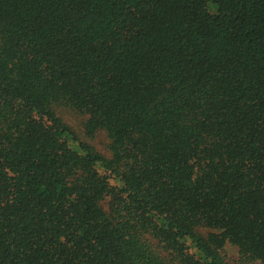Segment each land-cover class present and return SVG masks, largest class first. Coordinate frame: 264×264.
<instances>
[{
	"label": "trees",
	"instance_id": "obj_1",
	"mask_svg": "<svg viewBox=\"0 0 264 264\" xmlns=\"http://www.w3.org/2000/svg\"><path fill=\"white\" fill-rule=\"evenodd\" d=\"M227 242L264 264V0H0V264H231Z\"/></svg>",
	"mask_w": 264,
	"mask_h": 264
},
{
	"label": "rangeland",
	"instance_id": "obj_2",
	"mask_svg": "<svg viewBox=\"0 0 264 264\" xmlns=\"http://www.w3.org/2000/svg\"><path fill=\"white\" fill-rule=\"evenodd\" d=\"M57 112L61 116L63 121L70 127L71 131L74 133L78 140L92 146L95 150H97L104 156H111L108 147L110 141L107 133L103 130H99L94 135H90L87 132L85 127V123L88 119L87 114L79 113L76 110L66 106L58 107ZM104 204L107 205L106 203ZM213 231L214 230L211 229H204L201 230V233L207 236L208 233ZM219 251L231 264H263L261 260H255L253 262L245 260L242 257L239 248L229 242L222 246Z\"/></svg>",
	"mask_w": 264,
	"mask_h": 264
}]
</instances>
